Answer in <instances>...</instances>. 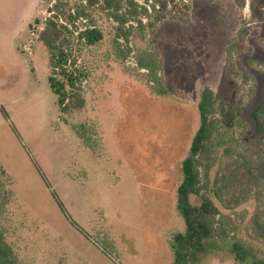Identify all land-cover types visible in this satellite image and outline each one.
Listing matches in <instances>:
<instances>
[{
    "label": "rangeland",
    "instance_id": "rangeland-1",
    "mask_svg": "<svg viewBox=\"0 0 264 264\" xmlns=\"http://www.w3.org/2000/svg\"><path fill=\"white\" fill-rule=\"evenodd\" d=\"M138 3L149 10L147 38L136 30L130 45L136 55L148 46L158 53L169 93L158 96L146 72L134 75L136 56L115 60L117 24L99 14L106 39L82 58L86 105L61 115L38 42L48 4L0 0V107L22 138L0 112L1 197L12 191L2 215L8 242L24 264H172L170 242L185 229L176 209L181 163L208 87L218 131L199 158L209 189L192 202L209 196L219 207L213 240L222 249L199 264H239L227 247L237 240L264 259L255 225L264 224V180L248 168L264 155L251 118L264 99V0ZM36 19L38 30L30 27ZM31 159L89 238L64 218Z\"/></svg>",
    "mask_w": 264,
    "mask_h": 264
},
{
    "label": "trees",
    "instance_id": "trees-1",
    "mask_svg": "<svg viewBox=\"0 0 264 264\" xmlns=\"http://www.w3.org/2000/svg\"><path fill=\"white\" fill-rule=\"evenodd\" d=\"M48 4L49 17L38 32V42L45 48L49 56L51 73L48 85L51 92L57 97V105L61 115L73 111H80L86 105L84 86L89 79L87 64L83 62L85 54L92 48L102 44L106 34L98 24L99 18L106 17L115 22L113 43L115 49L113 56L119 63L131 56L135 57L136 77L146 72L148 85L156 87L158 96L167 95L169 90L164 85L160 71L162 69L158 53L149 46L138 50L136 55L131 40L136 30L140 32L141 40H146L147 30L144 17H148V7L140 5L138 0H45ZM240 6H245L246 0H237ZM135 23V25H134ZM41 21L35 20L31 28L38 30ZM247 33V32H245ZM232 44V43H231ZM230 52V48L227 50ZM217 98L212 89L206 87L198 102L199 127L194 134L187 156L181 163L182 180L176 191V209L183 219L185 229L173 235L170 242L174 260L172 264H199L205 256H209L220 249L221 243L214 241V235L219 230L221 211L215 201L209 196H204L199 204L192 202V197H199L209 189L208 183H203L199 166V158L209 153L217 124L214 113ZM3 118L9 122L15 136L22 141L17 128L11 123L8 113L0 107ZM254 124L253 139L260 142L264 140V99L251 113ZM78 134L85 137L87 127L80 125ZM264 142V141H263ZM33 164L51 191V195L64 218L81 234L89 235L73 220L66 206L53 190L50 182L34 159ZM249 170L258 172V178L264 180V155L256 162L250 164ZM0 174L5 171L0 168ZM0 184V193H2ZM12 199V191L0 194V264H24L8 242L7 231L2 223V215ZM256 231L264 239V224L255 222ZM226 237V233L223 234ZM222 238V237H221ZM228 252L233 260L239 264H264V259L259 258L252 249L243 245L239 240L228 246ZM104 251V250H103ZM105 252V251H104ZM108 257L110 254L105 252Z\"/></svg>",
    "mask_w": 264,
    "mask_h": 264
}]
</instances>
